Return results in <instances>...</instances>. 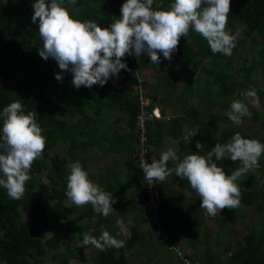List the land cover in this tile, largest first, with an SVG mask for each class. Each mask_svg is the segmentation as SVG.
<instances>
[{
	"label": "trees",
	"instance_id": "trees-1",
	"mask_svg": "<svg viewBox=\"0 0 264 264\" xmlns=\"http://www.w3.org/2000/svg\"><path fill=\"white\" fill-rule=\"evenodd\" d=\"M82 1L69 5L65 0L70 15L81 22L94 21L102 28L119 19L120 8L125 2ZM173 2L154 0V6L159 4L163 9H168ZM33 3L34 0H0V111L11 102L20 101L25 114L30 111L36 113L46 140L42 158L31 165L28 173L31 179L25 182L24 196L19 200L10 199L7 190L0 187V264H73L70 263L71 259L89 264H139L135 260H128L124 251L131 250L130 254L134 251L146 253V257L150 258L160 247L168 253L165 254L167 258L184 264L183 259L169 246L178 247L191 264H264V154L259 159L258 168L236 181L238 185H246L245 188L239 187L241 197L237 208L223 209L212 217L199 204L200 218L208 217L210 221L209 228H206V233L210 234L208 238V235L198 238L192 233L183 239L184 243L178 242L170 233L167 207L163 203L158 210L162 228H155L157 233L145 228L138 231L139 223L147 222L142 208L143 188L137 194L135 222L129 225L125 219L129 228V236L125 239L113 235L110 219L95 213L91 204L77 207L75 204L66 205L63 201L67 198L68 165L76 161L88 172L89 180H96L102 190L111 192L116 198L119 190L113 180L118 177L117 170L108 168L107 162L98 168L96 174L87 170L88 159L97 161L93 152L99 148L104 154L122 155L123 164L128 170L125 175L131 176L135 182H141L135 156L139 83L145 88V96L150 100L148 110L157 103L156 91L159 87H163V98L176 92L169 107L165 104L158 109L160 118L144 122V144L151 154L154 148L160 147L166 136L172 137V149L181 159L192 153L206 156L216 143L228 142L236 132L244 138L257 139L264 144V138L257 131L248 132L230 125L232 121L225 114L233 99L244 100L242 93L254 88L258 96L257 103L262 109L259 118L264 120V0H230L225 31L234 37L235 47L231 56L213 54L207 41L190 29L186 37L178 40L174 51L176 60L165 61L163 55L158 53L160 63L154 65L147 54H128L122 58L127 70L122 69L102 87L81 86L79 89L73 87L71 73L62 72L51 57L44 60L39 56L42 40L38 21L33 23L31 19ZM236 57L242 59L238 65H235ZM204 60H207L206 64ZM179 66L184 69L181 74L170 70L171 67ZM158 67L163 68L156 74L153 87L146 79L138 81L143 72L149 69L155 71ZM55 74H60L62 80L57 81ZM194 88L208 92L203 97L202 104L205 105L201 106L207 110L204 114L193 105ZM167 107L171 109L168 114L165 113ZM113 112L118 115L112 117ZM121 121L124 122L122 127L112 126ZM185 125L189 130L199 128L189 143L183 140ZM2 126L3 121L0 120V128ZM197 142L204 146L202 151L196 148ZM56 145L65 148L64 154L51 153ZM158 159V156L157 159L150 158L149 163ZM212 159L218 167L223 168L226 175L242 166L237 161V165L230 167L228 161L231 159L227 156L219 161L214 156ZM167 166L175 168L172 161ZM42 171L44 179L40 177ZM244 204L252 206L258 215V222L240 235L238 246H234L224 236L234 232L229 225L242 216L241 206ZM36 208L49 211V218L41 216L39 226L33 215ZM59 216L64 220L68 237L65 243H62L63 237L58 226L52 224ZM25 225L43 236L41 243L34 246L33 250L24 248L22 243L21 233ZM213 225L215 229L211 230ZM102 227L116 239L123 240L124 246L100 251L92 245L82 244L85 232L92 230L90 234L99 238ZM198 242L203 243L202 251L196 248ZM222 243L223 247L215 250L214 246H221ZM183 246L189 250L185 252ZM86 247H92L88 257L79 254Z\"/></svg>",
	"mask_w": 264,
	"mask_h": 264
},
{
	"label": "clouds",
	"instance_id": "clouds-1",
	"mask_svg": "<svg viewBox=\"0 0 264 264\" xmlns=\"http://www.w3.org/2000/svg\"><path fill=\"white\" fill-rule=\"evenodd\" d=\"M76 0H67L74 5ZM203 5V6H202ZM31 17L38 21V32L42 47L38 54L44 60H55L62 72L72 75V85L91 88L104 86L109 78L116 77L127 64L122 58L128 54H147L152 64L160 63L161 53L171 60L180 37H186L194 30L208 43L213 54L231 56L235 47L234 37L225 31L230 11V0H174L168 9L155 4L154 0H125L120 8L121 15L108 27L102 28L96 22H81L74 19L65 0H34ZM57 81L62 80L55 74ZM244 100L258 102L254 88L242 93ZM241 99H233L225 113L234 124H242L244 116H250L247 104ZM0 187L7 190L10 199L19 200L25 193V182L32 163L42 158L46 140L42 128L33 112L25 114L20 101L11 102L0 111ZM183 140L191 142L199 128L189 130L184 126ZM196 143V148L203 150ZM264 154V144L257 139H247L236 132L226 143H216L206 156L197 153L187 154L181 159L176 151L168 148L158 160L151 163L142 160L140 168L149 182H163L175 165L176 176L187 179L191 188L200 197V207L212 217L223 209H235L240 205L241 192L236 181L244 174L259 167V159ZM230 157L242 165L230 175L213 161ZM66 197L77 207L91 204L93 211L107 217L114 210L116 199L111 192L101 189L88 179V172L79 161L68 165ZM130 223V222H129ZM117 227L122 231L125 223L117 219ZM85 232L82 244L92 245L100 251L107 248H122L123 240H118L101 228L96 238Z\"/></svg>",
	"mask_w": 264,
	"mask_h": 264
},
{
	"label": "rangeland",
	"instance_id": "rangeland-1",
	"mask_svg": "<svg viewBox=\"0 0 264 264\" xmlns=\"http://www.w3.org/2000/svg\"><path fill=\"white\" fill-rule=\"evenodd\" d=\"M78 3H82V0H76ZM238 35L236 34L235 37H237ZM165 59V58H164ZM177 59V55L175 52L172 53V58L171 60H176ZM235 65H238L240 63V61L242 60L240 57H236L235 58ZM165 61H169L167 59H165ZM204 64L207 63V60L203 61ZM247 63V62H246ZM161 68L163 67H158V70H153V69H149L146 72H143L144 74L142 75V79H146L148 80L149 84L153 87L154 83H155V78H156V74L158 73L159 70H161ZM170 70L172 72H179L182 73L183 72V67H171ZM144 88V87H143ZM204 89V87H203ZM198 91L197 88H194L195 92L193 91V95H194V102L193 105L194 107H197L200 109L201 114L206 113V109H202V104L204 102V98L208 95V92H205L204 90ZM144 91L145 88H144ZM163 87H159L156 91V95L159 97V99H161V104L163 105H170V103L173 101V97L175 96L176 92L173 91L172 94H170L169 96L166 97H162L163 94ZM203 94V95H202ZM199 95V96H198ZM199 97V98H198ZM248 106L249 112H250V116H244L242 118L243 122L240 125H236L233 122L230 123V125L251 132V131H257V133L264 138V120L259 118L260 115V111L262 110L259 107V104L257 102H251V101H247L245 102ZM118 115L117 112H113L112 113V117ZM124 124L123 121L117 123V124H113V127H122ZM65 148L59 145H56L53 149H51V153H57V154H64ZM98 151H101V148L99 149H95V151L93 152L95 155H98ZM89 162V170H95L94 169V164L95 162H92L91 160L88 159ZM92 163H94L92 165ZM229 166L233 167L235 165L238 164V162H233L231 160L228 161ZM44 171V170H43ZM43 171L40 174L41 179H44V173ZM173 175L175 176V183L179 180H181V184L185 185L186 182L183 181V179H181L180 177L176 176L175 171L172 172ZM187 184V183H186ZM240 188H245L246 185L243 184H239L238 185ZM183 186H181L180 189L176 188L174 189V193L172 196V200H171V211L173 213V215L177 214L179 223H181V231L183 233H185L186 235H188L189 229H194V232L196 234V236L198 238H204L206 237L208 234L206 233V228H209L210 226V221L208 219V217H204L202 216L200 218V200H199V196L196 194V192L191 188V190L189 191V194L186 195H190V197L188 198H184V201L182 202V198L185 196L186 193V189L187 188H182ZM66 201H68V203L73 204L68 198H66ZM34 220L37 226L40 225L41 222V216H47L49 218V211L47 209H40V208H36L34 210ZM241 217L238 218L234 224L229 225L230 228H233L234 232L233 233H228L225 234L224 238L229 239L232 244L234 246H238L239 242H238V238L240 235H242L244 232L248 231V229L250 228V226L254 223L257 224L258 222V215L256 214V212L254 211V209L252 208L251 205L248 204H244L241 206ZM24 220H26V217H23ZM52 220V219H51ZM50 220V221H51ZM135 222V220H134ZM64 220L62 219V217H58L57 219H55L54 221H52V224H55L58 226L59 228V233L60 235L63 237L62 238V243H65L67 241V234H66V229L64 228ZM114 223H116L114 221ZM185 224H189V226H184ZM145 227V229L147 230H154L155 233H157L155 227L148 222L145 223H139V228L137 229L138 231H141L142 227ZM162 228V224L160 222V225L158 227V229ZM189 228V229H187ZM211 230L215 229V226L213 225L211 228ZM96 233V230L94 231ZM93 232V233H94ZM193 232V233H194ZM42 233H36L34 231H31L28 226H24L22 227V233H21V239H22V243L24 248L28 249V250H33L34 246L38 245L41 243L42 241V237H41ZM126 236H129L126 234ZM210 236V234L207 236V238ZM184 237V235H183ZM197 240V239H195ZM223 244L221 246H214L215 250H219L221 249V247H223ZM203 247V243L198 242L197 243V250L202 251ZM184 248V251L187 252L189 250V248ZM168 251V250H167ZM78 252V251H77ZM92 252V247H86L81 249L79 254H82L84 257H88V255ZM129 252H132L131 250H125L124 251V255L127 256L128 260H135L137 261L139 264H178L179 261L178 260H174V259H170L167 258L166 255V251L164 248L160 247L157 253H154L152 256H150V258L146 257V253H141V252H135L130 254ZM166 254V255H165ZM196 261V260H195ZM70 263L73 264H89V262H83V261H79L78 259H71ZM195 264V263H193Z\"/></svg>",
	"mask_w": 264,
	"mask_h": 264
},
{
	"label": "crops",
	"instance_id": "crops-1",
	"mask_svg": "<svg viewBox=\"0 0 264 264\" xmlns=\"http://www.w3.org/2000/svg\"><path fill=\"white\" fill-rule=\"evenodd\" d=\"M181 67V66H179ZM184 71V69H183ZM181 74V73H180ZM162 98V97H160ZM157 103L154 104V106H156L158 109H160V107L163 106V104H161V99H159V97L157 96ZM169 107V106H168ZM167 107V108H168ZM171 111V109H166L165 113H169ZM172 143H173V139L171 136H166L163 138L162 143L160 145V147L158 148H154V152L152 151L151 154V158L153 159H157V156L160 157L161 153L166 151L168 148H172ZM98 155H95V159H97V161L94 163H92V165L94 164V169L95 170H89L91 172H94V174H96V172H98V168L103 166L106 162H107V166L108 168H112L113 170H117L118 172V177L114 178V182H115V187L118 188L119 192L116 196V203H114L112 205L113 208V212L110 213L107 218L110 219L111 221V230L114 236L118 237L121 236V238L125 239L127 238L126 234L129 235V228L128 226L125 224V229L122 231L119 227H117L116 223H114V221L116 222V219H122L125 223V219H127L128 224L132 225L134 223V216L136 214V199H137V194H140L142 192V188L143 185L141 184V182H135L132 177L130 176H126L125 175V171H128L124 164H123V156L122 155H115L113 153H102L101 151H98ZM116 157V158H115ZM115 158V161H113V159ZM88 159V157H87ZM91 160V159H89ZM92 162H94L95 160H91ZM88 167H89V162H87ZM172 169L171 174L167 176V178L163 181L160 182L158 181V187L160 190V196H161V203L164 204L165 207H167L166 209V218L169 224V230L170 233L173 235V237L176 238V240L178 242L184 243L183 239H185V237H187V235L185 233H183L181 231V223H179L177 214L173 215L171 211L172 207H171V200H172V196L174 193V189L178 188L180 189L181 186H183L182 188H187L185 196L182 198V202L184 201V198H189L190 195H186L189 194L190 190H191V186L189 184V182H187L185 179H183L185 183H183V185L180 183L181 180L177 181L175 183V176L173 175V171L174 168H169ZM93 183L97 184L96 180L93 181ZM99 185V184H98ZM100 186V185H99ZM187 196V197H186ZM64 204L66 205H71L70 203H68V201H66V199L63 200ZM130 222V223H129ZM184 226H189V224H185ZM87 227V226H85ZM145 227H142V231ZM189 229V228H187ZM194 229H189L188 234L193 235L195 234ZM193 233V234H192ZM184 235V237H183Z\"/></svg>",
	"mask_w": 264,
	"mask_h": 264
},
{
	"label": "built area",
	"instance_id": "built-area-1",
	"mask_svg": "<svg viewBox=\"0 0 264 264\" xmlns=\"http://www.w3.org/2000/svg\"><path fill=\"white\" fill-rule=\"evenodd\" d=\"M142 78H139L138 81H141ZM138 99H139V111L136 115L135 127L138 132L137 135V147L135 148V156L137 166L140 171L141 183L144 189V200L142 204L143 216L147 219L148 223H151L155 228L159 227L160 221L158 216V210L161 205V196L160 190L157 186V182H149L144 178V173L140 168L142 160L149 162L151 158V153L146 148L145 142V129L144 122L152 118H160L159 110L156 106H153L148 110L150 100L145 96V91L143 86L138 84ZM139 144V145H138ZM169 249H172L175 253L178 254L184 261V264H191L187 258H185L178 247L169 246Z\"/></svg>",
	"mask_w": 264,
	"mask_h": 264
}]
</instances>
